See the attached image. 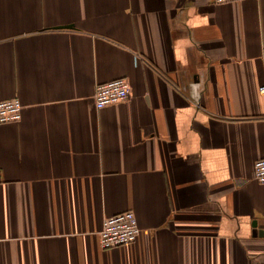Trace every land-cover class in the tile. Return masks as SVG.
Masks as SVG:
<instances>
[{
  "label": "crops",
  "instance_id": "obj_1",
  "mask_svg": "<svg viewBox=\"0 0 264 264\" xmlns=\"http://www.w3.org/2000/svg\"><path fill=\"white\" fill-rule=\"evenodd\" d=\"M262 87L264 0H0V264H264Z\"/></svg>",
  "mask_w": 264,
  "mask_h": 264
},
{
  "label": "built area",
  "instance_id": "obj_2",
  "mask_svg": "<svg viewBox=\"0 0 264 264\" xmlns=\"http://www.w3.org/2000/svg\"><path fill=\"white\" fill-rule=\"evenodd\" d=\"M242 0H214L216 4H228ZM264 93V87L261 88ZM132 95V86L128 79L119 78L100 84L96 88L94 100L96 107L106 106L128 100ZM24 105L18 99L0 101V124L19 122L23 116ZM255 179L264 184V158L254 165ZM142 234L138 218L133 211H127L105 219L100 232V246L103 250L135 243Z\"/></svg>",
  "mask_w": 264,
  "mask_h": 264
},
{
  "label": "water",
  "instance_id": "obj_3",
  "mask_svg": "<svg viewBox=\"0 0 264 264\" xmlns=\"http://www.w3.org/2000/svg\"><path fill=\"white\" fill-rule=\"evenodd\" d=\"M67 27L71 28V26H67ZM253 227H254V231H253L254 236H257V235H261L262 236L264 234L263 231L258 230L257 222H253Z\"/></svg>",
  "mask_w": 264,
  "mask_h": 264
}]
</instances>
